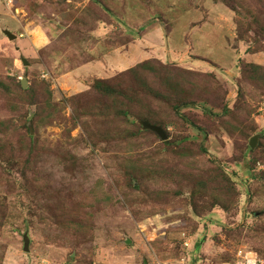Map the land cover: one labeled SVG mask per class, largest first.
Listing matches in <instances>:
<instances>
[{"label": "rangeland", "instance_id": "obj_1", "mask_svg": "<svg viewBox=\"0 0 264 264\" xmlns=\"http://www.w3.org/2000/svg\"><path fill=\"white\" fill-rule=\"evenodd\" d=\"M14 1L0 0V264L264 259V0ZM121 56L113 76L79 71Z\"/></svg>", "mask_w": 264, "mask_h": 264}, {"label": "crops", "instance_id": "obj_2", "mask_svg": "<svg viewBox=\"0 0 264 264\" xmlns=\"http://www.w3.org/2000/svg\"><path fill=\"white\" fill-rule=\"evenodd\" d=\"M134 47H137V44L134 45ZM143 52H144V54L146 52H148L149 53L148 56L149 57L151 56L150 58H152L153 55H151L152 53H150V50H147V48H144ZM107 57H108L109 60L110 59L112 60V59H114L113 58L114 54H112V55L109 54ZM125 65L127 66V63L125 62L124 58L121 56V57H119V61L116 62L115 64L108 65V62L105 60V62H103L104 69L103 68L100 69L99 66L89 64V65H84L83 67H81L79 69V71L81 72V75H83L84 77H92V76L98 75L99 73L111 74L113 76V74L117 73L119 69L125 68L126 67Z\"/></svg>", "mask_w": 264, "mask_h": 264}, {"label": "water", "instance_id": "obj_3", "mask_svg": "<svg viewBox=\"0 0 264 264\" xmlns=\"http://www.w3.org/2000/svg\"><path fill=\"white\" fill-rule=\"evenodd\" d=\"M5 35L11 41H15L17 39V37L9 31H5ZM23 63L25 66H29V63L27 62V60H23ZM21 84H22L23 89L26 90L28 88L27 80L22 79ZM141 125L143 126L144 130H148V131H152V132L156 133L161 138V140L163 142H166L169 140L167 133L161 127L152 125L148 121L141 122ZM255 146H256V139L254 138L251 141V148H255ZM29 246H30L29 241L26 239L25 240V251L26 252L30 251Z\"/></svg>", "mask_w": 264, "mask_h": 264}, {"label": "trees", "instance_id": "obj_4", "mask_svg": "<svg viewBox=\"0 0 264 264\" xmlns=\"http://www.w3.org/2000/svg\"><path fill=\"white\" fill-rule=\"evenodd\" d=\"M149 64L148 63H146V64H144V65H141V66H139L137 69H144L145 67H147ZM135 70H130V72L129 73H132V72H134ZM21 87H22V84H21ZM96 88L101 92H104V93H106V94H109V96H114V95H117V97H120L121 95H120V93H118V91L115 89V88H110V87H108V86H106V85H104L102 82H98L97 83V85H96ZM20 92L23 94V95H28V94H31L32 93V88H27L26 90L25 89H23V87L20 89ZM176 108H178V107H175V109ZM38 114H40V112L38 113ZM121 115L123 116L124 115V117H126V118H128V116H129V113L128 112H121ZM152 119H146V120H144V121H148L150 124H152V125H155V126H159V127H161L166 133H167V131L164 129V127L161 125V124H159V123H152V121H151ZM143 121V122H144ZM147 131V130H146ZM147 132H151V133H154V132H152V131H147ZM154 134H156V133H154ZM168 135V134H167ZM169 137V136H168Z\"/></svg>", "mask_w": 264, "mask_h": 264}, {"label": "built area", "instance_id": "obj_5", "mask_svg": "<svg viewBox=\"0 0 264 264\" xmlns=\"http://www.w3.org/2000/svg\"><path fill=\"white\" fill-rule=\"evenodd\" d=\"M5 3L12 8L15 4L14 0H4ZM144 264H164L158 260L152 262H146ZM226 264H264V259L258 257L254 252H243L240 251L237 257V260L234 263Z\"/></svg>", "mask_w": 264, "mask_h": 264}]
</instances>
